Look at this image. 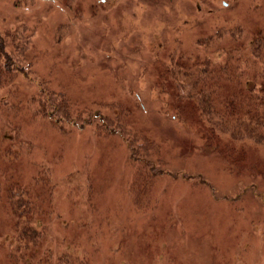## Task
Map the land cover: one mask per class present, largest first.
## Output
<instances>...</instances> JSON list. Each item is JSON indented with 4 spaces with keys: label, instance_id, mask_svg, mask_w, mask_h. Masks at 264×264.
Returning <instances> with one entry per match:
<instances>
[{
    "label": "rangeland",
    "instance_id": "obj_1",
    "mask_svg": "<svg viewBox=\"0 0 264 264\" xmlns=\"http://www.w3.org/2000/svg\"><path fill=\"white\" fill-rule=\"evenodd\" d=\"M167 3L0 0V35L15 36L11 51H21L27 42L23 62L31 73L26 79L17 71L0 74V189L12 179L27 188L35 185L44 165L60 182L53 204L67 220L63 236L75 224L106 220L104 228L112 233L104 241L96 228L88 234L101 245L99 264H264V142L208 141L191 119L158 113L169 100L168 88H161L164 93L158 88L160 60L173 65L186 48L184 33L175 27L192 32L207 18L215 26L211 33H220L218 23L225 51L232 32L264 27V0ZM196 34L208 35L203 29ZM177 38L185 39L183 47L171 50ZM214 58L221 60L218 54ZM180 76L179 83L186 81ZM46 89L65 92L75 110H125L123 122L133 133L156 135L166 164L155 176L152 164L133 160L118 133H98L96 121L84 128L54 123L39 105ZM15 194L20 200V190ZM29 196L35 206L46 205L39 203L43 189ZM12 223L0 202V241L12 237ZM47 235L46 244L56 245L53 228ZM0 264L6 263L0 259Z\"/></svg>",
    "mask_w": 264,
    "mask_h": 264
},
{
    "label": "trees",
    "instance_id": "obj_2",
    "mask_svg": "<svg viewBox=\"0 0 264 264\" xmlns=\"http://www.w3.org/2000/svg\"><path fill=\"white\" fill-rule=\"evenodd\" d=\"M174 2L175 0H168L167 4ZM227 4L229 5L228 2L223 3L225 7ZM254 8L258 10L259 6ZM210 14L222 23L223 18L217 17L214 9L210 10ZM194 28L191 32L190 28L175 27V31L184 33L186 48L181 51L173 65L169 66L163 59L160 60L158 88L161 93L165 92L161 88H168L166 92L169 100L163 102L166 106H161L165 110H158V113L176 117L177 120L183 118L187 122L191 119L199 124L208 141L219 142L224 137L230 140L245 138L264 142V27L253 32H232V46L225 51L224 34L221 33L224 29L218 23L216 28L220 33H211L215 26L209 24L207 18ZM200 29L208 35L195 38L199 35L196 30ZM233 35L238 36L235 39ZM176 37L175 32L173 38ZM183 40L185 39L177 38L170 46L173 49H170L176 50L177 45L183 47ZM0 42L4 44L0 48V74L17 71L25 75V79L30 78L31 73L23 62L28 58L27 42L21 45V51L8 50V47L16 44V38L11 34L5 37L0 35ZM215 54H218L220 61L215 60ZM16 58L22 62L16 61ZM172 59H176V56L173 55ZM180 75L186 77L183 83H179ZM186 87H189V91L184 93L182 89ZM42 97L43 100L39 103L43 108L42 115L49 117L54 123L66 122L84 128L96 121L98 133H118L131 149L133 160L146 161L145 165L152 164L155 176L160 172V164L166 161L159 155L161 143L156 135L153 139L146 134L133 133L123 122L125 110L112 114L87 109L75 110L65 92L49 89L44 91ZM83 115L92 119L87 120ZM160 119L166 123L163 118ZM147 141L149 142L145 144ZM154 152L155 166L152 163ZM37 175L33 179L35 185L32 184L29 188L12 179L8 180V187L0 189L4 191V195L0 192V202L7 207L8 219L13 220L8 230L12 237L6 234L7 237L0 241V259L6 264H99L100 258L97 254H102L101 245H97V239L88 234L96 228L97 236L104 241L106 233H112L110 228H104L106 220L97 223L86 221L80 223L81 227L80 224H75L73 232L63 236L67 220L53 204L57 197L55 188L60 182L51 176L44 165L37 171ZM65 180L67 179L61 181L62 185ZM37 188L43 189L45 194V199L39 203L46 205L35 206L31 196L25 197L26 193L32 195ZM18 190L21 192L20 200L15 198V191ZM73 216L76 218L75 214ZM74 218V223H79ZM56 221L63 222L55 224ZM51 228L59 239L53 247L49 245L51 240L46 244L47 231L51 235ZM8 237L11 240L9 242ZM58 245H62L64 249H57Z\"/></svg>",
    "mask_w": 264,
    "mask_h": 264
}]
</instances>
